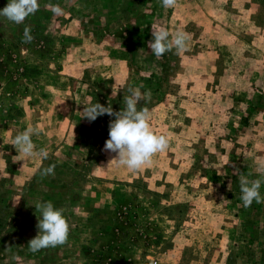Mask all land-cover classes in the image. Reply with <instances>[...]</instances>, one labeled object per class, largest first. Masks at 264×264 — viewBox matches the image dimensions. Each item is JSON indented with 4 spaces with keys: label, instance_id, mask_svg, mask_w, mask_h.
I'll return each mask as SVG.
<instances>
[{
    "label": "rangeland",
    "instance_id": "1",
    "mask_svg": "<svg viewBox=\"0 0 264 264\" xmlns=\"http://www.w3.org/2000/svg\"><path fill=\"white\" fill-rule=\"evenodd\" d=\"M38 3L22 24L0 16V264H264V202L240 198L241 176L264 181V0ZM153 26L189 33L187 51L157 58ZM140 84L137 108L170 143L133 172L104 150L115 117L81 112H118ZM28 127L47 159L13 146ZM47 201L69 236L34 253Z\"/></svg>",
    "mask_w": 264,
    "mask_h": 264
},
{
    "label": "clouds",
    "instance_id": "2",
    "mask_svg": "<svg viewBox=\"0 0 264 264\" xmlns=\"http://www.w3.org/2000/svg\"><path fill=\"white\" fill-rule=\"evenodd\" d=\"M161 4L165 9H172L178 7V0H161ZM50 8L54 15L64 14V10L59 5H50ZM38 10V0H9L8 4L0 10V16L16 24H22L27 17ZM30 33L31 29L25 27L24 43H31L34 39ZM189 40L190 34L183 30L172 34L163 26H153L152 39L148 41V47L157 58H160L173 49L177 54L186 52ZM144 87L140 84L139 87L129 88L130 95L124 97L125 107L118 112L113 110L110 103L105 107L99 102L85 105L81 112L82 118H86L89 122L105 114L115 117L109 122V138L105 142L104 150L116 153L115 160L118 164L133 172L151 164L153 157L167 150L170 143L166 134H157L153 130L149 109L137 108L142 99L151 97L150 90L141 92ZM39 132V127H28L15 136L13 146L21 157H39L41 160L49 157L47 149L37 150L32 140V136L38 135ZM54 169L55 165H50L42 170V175H52ZM260 170L264 172V165L260 166ZM262 183L264 181L261 179L249 180L244 176L240 177V198L245 207L251 206L254 201L264 202V197L260 193ZM34 206L41 215L37 223L39 232L28 242L29 250L35 253L48 247L65 244L70 226L63 214V209L56 208L51 201L37 203Z\"/></svg>",
    "mask_w": 264,
    "mask_h": 264
},
{
    "label": "built area",
    "instance_id": "3",
    "mask_svg": "<svg viewBox=\"0 0 264 264\" xmlns=\"http://www.w3.org/2000/svg\"><path fill=\"white\" fill-rule=\"evenodd\" d=\"M155 264H157V263H155Z\"/></svg>",
    "mask_w": 264,
    "mask_h": 264
}]
</instances>
